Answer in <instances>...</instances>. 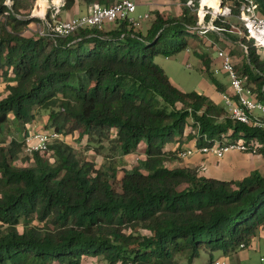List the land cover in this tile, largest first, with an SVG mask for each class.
I'll list each match as a JSON object with an SVG mask.
<instances>
[{"label": "trees", "instance_id": "16d2710c", "mask_svg": "<svg viewBox=\"0 0 264 264\" xmlns=\"http://www.w3.org/2000/svg\"><path fill=\"white\" fill-rule=\"evenodd\" d=\"M6 1L0 0V264H192L202 251L217 264L215 252L232 255L252 244L264 229V174L222 180L201 174L200 166L168 165L184 151L240 138L264 156V126L239 122L208 95L183 90L155 62L159 54L195 49L197 38L206 44L197 31L200 0H172L181 7L177 14L154 9L146 30L117 19L64 37L28 31L40 21L31 16L36 0H12V7ZM64 1L72 12L80 3L120 0ZM223 1L236 18L246 0ZM254 1L264 18V0ZM204 21L226 28L208 30L206 38L239 43L241 62L228 50L235 68L264 100V56L255 41L227 31L232 22L210 13ZM194 52L216 89L226 90L214 57ZM39 118L41 130L62 138L47 152L21 157ZM70 137L86 139L105 160L79 159ZM140 150L137 166L123 165L121 157Z\"/></svg>", "mask_w": 264, "mask_h": 264}, {"label": "built area", "instance_id": "2783aa9c", "mask_svg": "<svg viewBox=\"0 0 264 264\" xmlns=\"http://www.w3.org/2000/svg\"><path fill=\"white\" fill-rule=\"evenodd\" d=\"M8 1H11L9 3ZM37 1V0H36ZM46 0L44 14L40 16L38 21L37 33L42 36L50 37H64L75 33L77 30L83 27L102 26L105 23L113 22L117 19L128 20L134 26H139L140 22L149 18V14H145L144 17L136 16L137 3L135 0H120L110 6H103L100 3H94L90 7L88 13L74 16L71 18L59 19L58 16L64 8L65 1L60 0L59 3H55L52 0L47 3ZM37 3V2H36ZM6 4L12 7L13 1L7 0ZM188 5L192 6V1L188 2ZM36 7L33 11L32 17L36 16ZM47 8L51 10V17H47ZM204 8V9H203ZM202 7L200 15L204 13L203 17L200 16L198 32L200 34H206L208 30L223 31L226 28L217 27L214 24H205L204 16L210 13ZM224 14L213 15V18H221L223 22L229 23L225 16H232L231 8L225 7ZM204 11V12H203ZM227 31L242 35H246L255 41V44L259 48H264V18L257 12V4L254 0H246L241 6V13L236 16V23H231ZM215 44V43H214ZM217 59L220 61L219 69H215V73H219L220 70L224 72L230 80V89L221 91V96L225 102V108L231 117L239 122L246 124H254L260 127L264 126L262 116L258 113H264V100L257 96L254 91V86L249 83V76L247 74H240L237 72L233 57L224 48L216 47ZM62 135L54 130L45 131L40 129H34L25 136L24 150L27 154L32 155L35 152H47L49 150L50 143L55 139H61ZM249 152L256 153V147L252 144L245 142L234 143H217L212 147H202L197 149L201 152L214 153L218 158H222L230 151ZM196 151V152H197ZM191 154V150L184 151L181 155L182 158H186ZM245 245H241L244 247ZM261 264H264V254L260 258ZM217 264H229L226 260H219Z\"/></svg>", "mask_w": 264, "mask_h": 264}, {"label": "rangeland", "instance_id": "374dc122", "mask_svg": "<svg viewBox=\"0 0 264 264\" xmlns=\"http://www.w3.org/2000/svg\"><path fill=\"white\" fill-rule=\"evenodd\" d=\"M51 1L52 0H50V2ZM142 1L143 3H137V1L135 0V2L137 3V11L135 15L136 16L141 15L142 17H144L145 14H149V18L141 21L140 25L138 26L141 29L146 30L147 27L149 26L150 21L154 19V15L152 13L153 10L151 9L150 4L144 3L147 0H142ZM148 1H153L154 7H157L155 9H160L165 14H169V13L177 14L181 10V7L179 4H177L178 3L177 1H172V0H148ZM8 2L11 3V1H8ZM199 2H200V11L202 10V7H206L205 9L207 11H210L213 15L224 14V11H226L225 7H230V4H231L228 1L224 2L222 0L221 10L217 12L213 6L211 5L202 6V0H200ZM39 3H40L39 0L34 2L32 9H31V15L33 14L35 6L40 7ZM44 5L46 6V4ZM47 10H50V8H47ZM34 13L36 15L34 17L38 19L40 18L41 15H43V14H37L36 12ZM66 13H68V11L63 10L62 14L59 15L58 18L65 19V15L63 14H66ZM203 15L204 13H202V15L200 16L203 17ZM225 18L230 22L236 23V18L233 16L231 17L225 16ZM204 20H205V16H204ZM35 22L36 23H32L29 25L28 31L36 33L38 29V21H35ZM205 24H209V22H205ZM105 26H108V24ZM202 35L205 37V38L203 37L204 38L203 40L204 41L206 40V44L201 43L200 41L202 40L197 38V40H194V43H193L195 46H197L195 47V49L191 48L190 50L183 51V52H180L172 56H165L163 54H159L156 56L155 62L159 64L165 70L166 74L171 78V80L177 85H179L183 90L187 92L197 91V92L204 93V94H210L211 91L212 92L214 91L215 95L213 96L214 97L213 100H215L216 103H219L220 105L225 107V102L221 96V93H219V91L216 89L215 84L207 76V74H205L204 72L205 70H203L202 68L203 66L202 60L199 56H197V54H195L194 50H197L200 53H206L210 57H214L215 64L213 66V70L216 68L219 69L220 67V62H218L216 58L217 57L216 47L224 48L227 51L233 50L235 53L234 56H235L237 63L242 61L243 51L241 50L239 43L234 40L225 38L224 41L220 42V41L214 40L213 38H206L207 33L202 34ZM260 51L264 56V48H260ZM216 76L218 80L227 87V89L231 90L229 87L230 85L229 77L224 72L220 70V72L217 73ZM2 95H3V88L0 87V96ZM258 114L264 117V113H258ZM39 121L41 122L39 125L43 127L44 125H43L42 119L39 118ZM39 125L38 127H40ZM9 135H11V133ZM10 137L11 136H9L8 138L10 139ZM69 140H71L69 142L75 147L78 153L79 159L81 160L93 159L97 161L98 163H101L102 161L105 160L104 159L105 157L103 155L98 154L92 146H89L86 144V141H87L86 139L78 141L77 138L70 137ZM239 140L242 141L241 138ZM106 151L109 152V150L107 149ZM196 151L197 149H191V154L188 155L186 158H182V160H177L175 165L172 163L168 165H171V166L183 165L185 164L184 161L186 160L192 161V157H195L196 154H201L202 156L205 157L204 161H202V163L197 165V166H200L201 174L208 176V177L219 178L222 180H227L233 176L234 172H225L222 170V169H227V167H224L223 165H218V160L216 158L215 160L214 158L211 160H208L210 157H212L214 153L201 152V151L196 152ZM240 153L247 154V155L252 154L249 152H240ZM28 155L29 154L23 151L21 154V157H28ZM138 157L142 158L143 154L135 152L133 154L128 155L127 157L126 156L121 157V161L123 160L122 161L123 165L126 166L127 168H133L138 165ZM30 163L32 164L33 161L30 160ZM193 165L194 164H192L191 166ZM117 166L122 167V165H119V163L117 164ZM258 170L262 174H264V167H261ZM116 187L118 188V185H116ZM144 232L146 233L147 231H144ZM263 254H264V238H260L259 240L257 238L252 242L250 246L244 249L238 250L236 253L232 255H224L222 252H215L213 256L215 260L225 259L229 264H231L232 262H235V258L238 264H261L260 258ZM96 259L97 258H94V261ZM209 259H210V254L207 253L206 251H202L200 257L195 259L192 264H208ZM97 262L99 264H104L103 261L101 260ZM183 264H188V263L187 261H183Z\"/></svg>", "mask_w": 264, "mask_h": 264}, {"label": "crops", "instance_id": "0c3cea01", "mask_svg": "<svg viewBox=\"0 0 264 264\" xmlns=\"http://www.w3.org/2000/svg\"><path fill=\"white\" fill-rule=\"evenodd\" d=\"M136 1H137V3H143L142 0H136ZM54 2L59 3V0L58 1L54 0ZM47 3H50V0H48ZM144 3H149L152 10L157 8V7H154L153 1L147 0ZM177 4H179V2ZM63 10H65V9L62 8L61 13L59 15L62 14ZM89 11H90L89 7H87L85 4L80 3L77 6V9H74V11L68 12V13L63 14V15H65V18H70L73 16H78V15L88 13ZM217 61L220 62L218 59H217ZM214 71H215V69H214ZM214 93H215L214 91L213 92L211 91L210 94H206V95H208L213 100V98H214L213 96L215 95ZM219 93H221V91H219ZM39 124L40 123L36 124L35 129H37V128L41 129L40 128L41 126ZM38 125L40 127H38ZM136 153L143 154L142 150L137 151ZM127 156L128 155H126V157ZM213 158H214V160H215V158L218 160V165H223L224 167H227V169H222L223 171L234 172L233 176L227 180H236V179L243 178L244 176H246L247 174H249L253 170H258L259 168L264 167V156H262V155H254V154H248L247 155V154L240 153L238 151H230L227 154H225V156L222 158H218L216 155L213 154L212 157H210L208 160H211ZM204 159H205V157L202 156L201 154H196L195 157H192V161L186 160V161H184L185 164H183V165H190L191 166L192 164H194L193 166H197L200 163H202V161H204ZM175 163H176V161H174L172 164L175 165ZM257 238H258V240L260 238H264V229L261 230L257 236H255L253 241ZM231 264H238L236 262V258H235V262H232Z\"/></svg>", "mask_w": 264, "mask_h": 264}, {"label": "bare ground", "instance_id": "6f19581e", "mask_svg": "<svg viewBox=\"0 0 264 264\" xmlns=\"http://www.w3.org/2000/svg\"><path fill=\"white\" fill-rule=\"evenodd\" d=\"M39 1H40V3H39L40 7H36L35 11L37 14H44V10H45L44 4H45L46 0H39ZM56 1H58V0H56ZM221 3H222L221 0H202V6H206V5L210 6L211 5L215 8V10L217 12L221 10Z\"/></svg>", "mask_w": 264, "mask_h": 264}]
</instances>
